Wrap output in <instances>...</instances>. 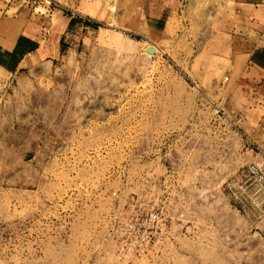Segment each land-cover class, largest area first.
Here are the masks:
<instances>
[{"label": "rangeland", "instance_id": "obj_1", "mask_svg": "<svg viewBox=\"0 0 264 264\" xmlns=\"http://www.w3.org/2000/svg\"><path fill=\"white\" fill-rule=\"evenodd\" d=\"M229 1L0 0V264H264ZM131 193L177 234L118 258L109 214Z\"/></svg>", "mask_w": 264, "mask_h": 264}, {"label": "crops", "instance_id": "obj_2", "mask_svg": "<svg viewBox=\"0 0 264 264\" xmlns=\"http://www.w3.org/2000/svg\"><path fill=\"white\" fill-rule=\"evenodd\" d=\"M223 6L228 12L219 20L218 28L222 35L236 41L232 62L237 58L239 63L227 98L238 102L242 114L249 118L247 139L255 144L260 141L264 149V0H230ZM60 12H57L56 23H51V33H60L59 44L69 21L74 18V13L62 16ZM44 49L45 46L42 51ZM53 56L49 54L42 59Z\"/></svg>", "mask_w": 264, "mask_h": 264}, {"label": "built area", "instance_id": "obj_3", "mask_svg": "<svg viewBox=\"0 0 264 264\" xmlns=\"http://www.w3.org/2000/svg\"><path fill=\"white\" fill-rule=\"evenodd\" d=\"M220 111L217 107L216 112ZM222 115L224 119L227 118L224 113ZM245 142L251 150L259 151L258 146L251 140L246 139ZM263 164L264 156L260 164L248 165L249 180L254 185L253 194L262 199H264ZM159 202L156 198L149 203L145 195L140 193H131L115 201L109 214L108 231L118 258L149 254L174 240L177 231L169 225Z\"/></svg>", "mask_w": 264, "mask_h": 264}, {"label": "trees", "instance_id": "obj_4", "mask_svg": "<svg viewBox=\"0 0 264 264\" xmlns=\"http://www.w3.org/2000/svg\"><path fill=\"white\" fill-rule=\"evenodd\" d=\"M73 21H74V20H73V19H71V20L69 21V25H71V24L73 23Z\"/></svg>", "mask_w": 264, "mask_h": 264}]
</instances>
